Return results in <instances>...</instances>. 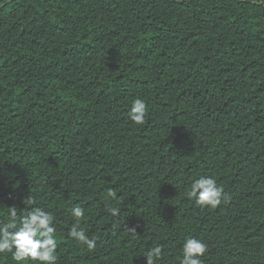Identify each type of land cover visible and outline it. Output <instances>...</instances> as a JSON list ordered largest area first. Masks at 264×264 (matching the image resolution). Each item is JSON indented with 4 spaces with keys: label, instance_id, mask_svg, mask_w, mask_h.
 <instances>
[{
    "label": "trees",
    "instance_id": "1",
    "mask_svg": "<svg viewBox=\"0 0 264 264\" xmlns=\"http://www.w3.org/2000/svg\"><path fill=\"white\" fill-rule=\"evenodd\" d=\"M200 176L215 208L185 195ZM13 205L54 214L56 264H179L190 236L203 264H264V3L0 0V223Z\"/></svg>",
    "mask_w": 264,
    "mask_h": 264
},
{
    "label": "clouds",
    "instance_id": "2",
    "mask_svg": "<svg viewBox=\"0 0 264 264\" xmlns=\"http://www.w3.org/2000/svg\"><path fill=\"white\" fill-rule=\"evenodd\" d=\"M264 3V0H261ZM148 112V106L143 98L132 101L129 119L136 125H143ZM108 198L117 199V193L108 189ZM188 198L195 199L201 206L215 208L225 199L222 186L212 177L200 176L195 179L189 190L185 193ZM25 206L35 204L32 197L23 200ZM70 215L75 223L70 226L68 237L80 242L89 250L96 247V239L90 238L81 220L85 216V210L80 206L70 208ZM112 216H118L120 207L108 209ZM55 216L50 211L41 207H25L23 214L18 215V208L13 205L7 207V220L0 223V254L11 253L15 261L40 262V264H56L57 250L56 229L54 227ZM130 233L136 234L135 228H127ZM207 251V244L199 238L187 237L182 244V255L179 264H203L201 257ZM146 264H157L162 259V247L157 245L147 250Z\"/></svg>",
    "mask_w": 264,
    "mask_h": 264
}]
</instances>
